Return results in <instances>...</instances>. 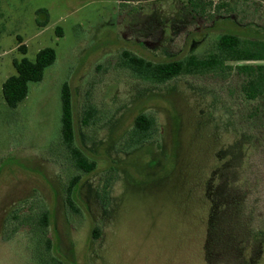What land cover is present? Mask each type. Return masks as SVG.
I'll use <instances>...</instances> for the list:
<instances>
[{
  "label": "rangeland",
  "instance_id": "obj_1",
  "mask_svg": "<svg viewBox=\"0 0 264 264\" xmlns=\"http://www.w3.org/2000/svg\"><path fill=\"white\" fill-rule=\"evenodd\" d=\"M203 1L204 12L188 0H0V264L50 259L38 249L40 206L65 264H264V97L247 98L235 70L155 82L120 64L123 50L156 62L205 53L227 32L264 40V0ZM46 46L55 62L9 108L14 60ZM64 82L90 173L62 143ZM141 112L155 117L154 138L126 152ZM73 177L80 212L67 203Z\"/></svg>",
  "mask_w": 264,
  "mask_h": 264
},
{
  "label": "trees",
  "instance_id": "obj_2",
  "mask_svg": "<svg viewBox=\"0 0 264 264\" xmlns=\"http://www.w3.org/2000/svg\"><path fill=\"white\" fill-rule=\"evenodd\" d=\"M189 6L197 12H204L205 2L203 0H188ZM37 14L44 15V20L40 25H46L48 21V10L41 8ZM58 29L61 30L60 27ZM26 52L25 47H22ZM56 50L51 46L41 48L34 59L22 57L14 60L16 72L8 76L2 84V95L5 104L15 109L28 96L30 84L40 82L45 76L46 69L56 60ZM121 66L129 69L134 76L144 80L155 82H167L177 76L191 74L202 75L207 73H217L227 76L232 71L242 74L245 82L242 86L243 92L249 99L264 97V64L240 63L232 65V61H263L264 60V40L242 37L238 34L227 32L222 34L213 46L205 53H191L184 57L174 58L166 61L156 62L142 57L130 50H123L121 53ZM61 138L67 150L73 166L83 173L92 172L97 163L90 158L80 147L75 144V122L72 102V92L68 83L64 82L61 89ZM96 109L92 104H87L84 108L83 124L94 123ZM156 132V119L147 112L139 113L133 123L127 138L125 139L124 150L130 152L142 144L152 140ZM79 177H73L67 188V203L75 210L80 212L74 201V193L79 183ZM108 185H104V196H106ZM38 249L51 253L50 259L40 262L44 264H65L59 255L53 254L54 242L47 235L50 225V211L43 206L39 207L37 214ZM43 235V236H42ZM93 235L98 237L99 229L93 230ZM42 247V249H40ZM43 253V252H42ZM43 254H41L42 257Z\"/></svg>",
  "mask_w": 264,
  "mask_h": 264
}]
</instances>
